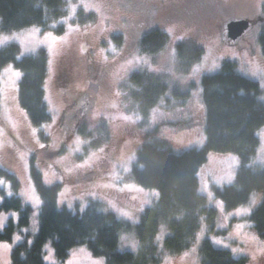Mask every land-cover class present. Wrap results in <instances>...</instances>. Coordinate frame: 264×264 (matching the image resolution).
<instances>
[{
  "label": "rangeland",
  "instance_id": "obj_1",
  "mask_svg": "<svg viewBox=\"0 0 264 264\" xmlns=\"http://www.w3.org/2000/svg\"><path fill=\"white\" fill-rule=\"evenodd\" d=\"M63 1L65 16L47 29L32 26L10 33L0 31V49L15 44L20 48L19 58L45 50L46 102L52 117L44 126L31 124L18 101L20 73L12 62L6 64L0 72V168L12 174L19 185L15 193L9 179L0 177V203L17 195L31 213L28 226L19 228L17 211H0L1 233L9 222L16 226L10 242L0 241V264H11L13 248L26 234L30 243L38 231L41 201L30 174L32 161L45 185H60L59 209L83 213L90 201L100 203L102 211L123 223L119 250L137 253L139 243L133 227L159 196L132 179V164L146 139L145 132L156 129L155 137L177 153L203 149L200 81L218 72L225 61L234 63L240 75L258 83L264 102V56L258 43L264 27V0ZM173 5L185 6L172 17ZM239 20L247 21L249 29L230 41L226 26ZM59 27L63 29L60 33ZM154 30L165 33L168 42L156 54H143L141 38ZM181 42L193 43L203 52L201 60L182 74L175 49ZM135 72L166 76L168 95L176 90L184 96L176 101L168 98V104L161 102L151 112L145 130L140 127V117L121 102V84ZM191 84L192 90L188 87ZM72 115L73 120H68ZM257 138L259 147L250 166L263 169L264 126ZM239 166L236 155L209 153L198 171V192L207 206L216 210L214 231L225 232L220 237L207 233V237L214 248L229 251L234 259L243 257L247 264H264V240L247 220L261 201V194H253L248 205L231 210L216 196L217 191L234 183ZM165 235L161 229L159 237L163 240ZM205 237L203 228L188 250L167 257L161 264H199L198 248ZM43 261L106 264L84 245L71 249L68 257L59 261L51 242L43 247Z\"/></svg>",
  "mask_w": 264,
  "mask_h": 264
},
{
  "label": "trees",
  "instance_id": "obj_2",
  "mask_svg": "<svg viewBox=\"0 0 264 264\" xmlns=\"http://www.w3.org/2000/svg\"><path fill=\"white\" fill-rule=\"evenodd\" d=\"M262 12L264 14V3ZM65 14L63 0H0V31L10 33L32 26L47 29ZM62 31L61 27L57 30ZM167 42L165 33L154 30L143 35L140 48L143 54L153 55ZM258 43L264 56V27ZM192 45L190 42L176 45L181 74L201 60L202 50ZM20 54L15 44L0 49V72L6 64H14L20 73L19 104L31 124L41 127L52 120L45 91L48 56L43 49L23 58H19ZM193 86L188 87L192 90ZM169 87L166 76L135 72L121 84V102L140 117V127L145 130L151 112L161 102L168 104V98L176 101L184 97L176 90L168 95ZM200 87L205 121L203 149L177 153L168 143L155 137L156 129H149L150 133L145 132L146 139L136 151L131 168L133 182L159 195L154 205L144 209L133 227L139 243L137 253L119 250L123 223L113 214L102 211L100 203L90 201L83 213L59 209L60 185H45L32 161L30 174L41 201L38 231L30 243V236L26 234L13 248L11 264H44L43 247L48 242L52 243L59 261H64L71 249L84 245L95 257L104 258L106 264H161L167 257L188 250L203 228L206 237L199 244V264H247L246 258L234 259L229 251L216 249L209 241L207 233L220 237L225 232L214 231L216 210L208 207L206 199L199 194L197 174L209 153L238 156L240 166L234 183L217 191L216 196L231 210L248 205L251 196L260 193L261 201L247 220L264 240V168L250 166L259 147L257 132L264 126V102L260 100L258 83L240 75L230 61L223 62L218 72L203 76ZM0 177L9 179L13 191L18 192L19 184L12 174L0 168ZM8 210L19 213V228L28 226L31 209L24 206L17 195L0 203V211ZM15 228L9 222L0 232V241L10 242ZM161 229L166 233L163 240L159 237Z\"/></svg>",
  "mask_w": 264,
  "mask_h": 264
},
{
  "label": "water",
  "instance_id": "obj_3",
  "mask_svg": "<svg viewBox=\"0 0 264 264\" xmlns=\"http://www.w3.org/2000/svg\"><path fill=\"white\" fill-rule=\"evenodd\" d=\"M249 29V23L245 20L233 21L227 24V37L231 41L240 38Z\"/></svg>",
  "mask_w": 264,
  "mask_h": 264
},
{
  "label": "flooded vegetation",
  "instance_id": "obj_4",
  "mask_svg": "<svg viewBox=\"0 0 264 264\" xmlns=\"http://www.w3.org/2000/svg\"><path fill=\"white\" fill-rule=\"evenodd\" d=\"M187 3H195V2H197V1H203V0H185ZM174 7L171 9L172 10V12H170V16H174V13L176 14V13H178L179 12V10H181V7L182 6H185V5H173ZM94 84H97V82H96V80L93 82ZM80 101L82 102L83 101V97H81L80 98ZM73 115L71 116V117H68V120H73ZM63 120V119H62Z\"/></svg>",
  "mask_w": 264,
  "mask_h": 264
}]
</instances>
